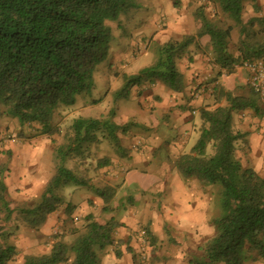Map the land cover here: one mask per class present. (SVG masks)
Wrapping results in <instances>:
<instances>
[{"label":"trees","instance_id":"obj_1","mask_svg":"<svg viewBox=\"0 0 264 264\" xmlns=\"http://www.w3.org/2000/svg\"><path fill=\"white\" fill-rule=\"evenodd\" d=\"M201 1L194 12L198 23L195 34L157 44L155 65L127 77L117 99L126 98L131 86L143 83L159 82L173 93H184L185 81L176 61L191 60L192 50L200 49L205 37V54L218 68L213 81L235 74L246 62L264 60V14L259 15V0ZM246 3H250L253 15L245 21ZM174 5L179 6L178 2ZM139 8V0H0V135L7 130L2 127L5 122L16 125L17 133L12 139H26V130L49 138L54 133L60 135L61 125L56 120L62 121L65 108L89 88L96 67L112 48L114 36L108 22H117L121 15L128 16ZM235 30L239 38L234 49ZM214 91L213 105L197 110V142L174 162L183 179L215 188L218 194V213L210 221L214 233L203 241L201 257L193 264H244L247 258L264 264V175L243 166L237 152L244 134L232 128L234 112L251 109L262 118L264 101L252 88L246 98L220 85ZM113 117L112 113L110 119ZM110 119H75L62 134L63 142L51 141L55 173L37 203L20 210L29 228L39 229L58 211L64 203L56 193L61 186L86 187L103 200V210H107L115 191L93 185L92 177L78 176L77 167L70 170L62 162L73 160V155L90 156L89 148L85 151L82 147L96 141L93 133L100 128L111 129L108 143L123 157L124 149L114 134L118 127ZM5 154L8 159L0 164V264H16L20 250L13 233L4 229L14 214L5 181L10 151ZM79 163V168L85 166ZM109 164V157L103 158L96 161L95 168ZM73 209L68 207V215ZM121 226L114 217L99 222L94 213L87 214L80 227L75 225L68 232L53 235L45 253L25 255L23 264H102L101 252L109 246L122 245L114 239ZM145 235L152 245L157 243V237L147 228ZM126 252L133 250L126 245ZM115 253L121 256L118 250Z\"/></svg>","mask_w":264,"mask_h":264},{"label":"rangeland","instance_id":"obj_2","mask_svg":"<svg viewBox=\"0 0 264 264\" xmlns=\"http://www.w3.org/2000/svg\"><path fill=\"white\" fill-rule=\"evenodd\" d=\"M177 2L179 6L175 7L174 4ZM139 3L140 8L133 10L128 16L121 17V15L117 22H108L112 27L114 36L112 48L107 58L96 67L89 88L82 94L76 95L75 103L65 108L66 110L61 114L62 121L60 119L56 120L61 125L60 135L54 133L49 138L44 134L26 130L24 133L26 139L19 137L12 139L15 138L17 133L16 125L9 122L2 124V127H7V130L0 135V164L8 159L5 152L10 151V163L8 170L5 172V181L7 184V198L10 207L14 209L13 219L5 225L4 229L13 233L14 243L17 244L20 250L16 264H23L25 255L45 253L49 244L53 242V235L62 233L65 230L68 232L75 225L78 227L82 225L83 217L80 218L77 214L76 217L71 219L73 213L70 212L68 215L65 212L67 210L66 206L69 204V194L73 188L75 189L73 185L61 186L56 191L59 196L64 198V203L56 213L47 218L39 229L29 228L28 222L23 217L24 215L20 214L21 209L31 208L37 203L45 186L55 173L56 165L53 159L51 141L55 139L57 143H60L61 140L63 142L64 137L62 134L65 133L66 128L75 119L108 120L113 113L114 117L110 120L118 127V130L114 132L117 137L123 130H128V134L143 138L147 142L155 143L156 140L157 142H168L163 145L168 148L164 147L163 150L155 154L154 161L151 160L150 156H144L149 162L148 169L143 164L138 166L140 168L144 166L145 171L150 173L148 174L149 177L142 178L143 186L150 187V183L154 180L160 179L163 181L172 176L168 173H172L175 167L174 162L179 156L185 154L170 153L178 137L184 134V128L178 124L173 110L168 111L167 114L159 109L154 98L156 96L152 97V85L149 83L138 86L133 85L128 89L126 98L117 99L116 94L124 88L127 77L136 75L143 69L155 65L157 44H162L170 38L179 39L184 35L195 34L198 23L194 19V12L202 4V1L139 0ZM259 5L262 10L259 15H263L264 0H259ZM252 15L253 9L250 3H246L243 12L244 20L246 21ZM238 38V32L235 30L232 35V47L234 49ZM176 66L179 69V61H176ZM238 69L240 71L236 72V74L238 73L237 77L243 76L245 84L238 85L233 93L246 98L251 89L248 84V73L242 66ZM141 89L145 90L144 95L141 92L138 93ZM150 89L152 90L151 93ZM185 98L189 100L188 96H185ZM262 101H264V98H262ZM242 112H234L232 116L233 130L244 134V138L238 142V158H240L243 166L250 167L257 173L264 175V138L262 137L264 119L256 116L251 109L246 110L247 114H242ZM250 115L253 117L250 118ZM242 124L252 130L254 134L252 140L251 135L243 131ZM93 135L97 138L96 141L85 143L82 147L85 151L89 148L90 156L86 157L85 154L75 158L73 155L71 156L73 160L67 158L62 162V165L70 170L77 167L78 176L85 178L90 176L92 177V184L100 186L99 178L95 173L97 170L95 168L96 161L107 158L109 157L108 154L115 152L114 148L108 143L111 141V129L100 128L95 130ZM190 135L188 143L184 144L186 151H189L197 142L199 132L197 130L192 131ZM8 136L14 137L9 138ZM135 142L137 143V141ZM142 149L143 147L140 150ZM83 157L86 158L82 159ZM79 161L85 165L82 168L80 167L81 169L79 168ZM141 176L135 177L131 182L133 186H137V181ZM158 187L160 186H153V188ZM204 187L206 186H203V189ZM119 191L113 199L112 209L104 213L98 212L95 217L99 222H105L112 217L118 222L121 219L124 220L126 225L118 228L124 234L121 237L116 230L114 235L115 240L121 238L122 241H125L128 237L130 227L127 222L129 219H131L132 224L135 222L133 226L135 227L134 233L129 232L135 252L130 255L126 253L128 256L115 257V259L109 260L107 264H193V261L201 257V244L214 233L210 221L218 213V194L215 188L207 187L204 191L202 190L204 205L201 209L198 206L195 212L192 206L195 207L196 203L192 200L188 203L191 209L182 210V208H179L178 210L176 208L179 206H176V208L170 207L169 209L174 212L170 218L164 215V211L172 204L170 196L165 195L164 191L158 193L153 190L142 194L141 197L147 199L140 208L131 206L123 199L126 198L127 194L133 193L132 189L128 193H125L121 188ZM177 199L182 200V197L178 195ZM178 201L174 200V205ZM71 202L79 204L78 199L74 200L72 198ZM77 205L74 208L78 207L79 210L81 206ZM122 205H125L127 210H124L121 207ZM204 213H206V216H202ZM204 219L207 221L206 226H203ZM146 228H151L150 232L157 237L156 244L152 245L148 241V237L145 234L142 235V229ZM122 247L125 251V246ZM106 249L107 254H115L116 246H109ZM139 253H144L146 259L138 257ZM244 264L257 263L247 258Z\"/></svg>","mask_w":264,"mask_h":264},{"label":"crops","instance_id":"obj_3","mask_svg":"<svg viewBox=\"0 0 264 264\" xmlns=\"http://www.w3.org/2000/svg\"><path fill=\"white\" fill-rule=\"evenodd\" d=\"M200 43H201L200 49H198L197 51L192 50V53L190 54L191 60H187L186 58L179 60L178 70L183 75L185 81V90L183 91L184 93H180V94L173 93L167 88H165V86H163L161 83H156L155 85H152L153 91L150 89V93L152 91V95H153L152 97L156 96L154 98L156 99L155 102L158 104L159 109L163 113H167V114L168 111L173 110L177 117L178 124L184 128V134L178 137L174 147L171 148L170 153L172 152L174 154L175 153L181 154V153H188L190 151V150L189 151L185 150L184 144L188 143V138L191 136L190 134L192 131H196V130L198 131L200 121L197 114V110L203 106L213 105L216 96L214 91L215 86L220 85L221 87H224L225 90H228L233 93V90H235L238 87V85L245 84V80L243 76L239 78L237 77L238 73L232 75H223L217 78L216 81H213L212 78L215 77L218 68L212 63V60H210L205 54L207 52L206 49L207 38L206 37L203 38L200 41ZM140 92L141 94L143 93V95L145 94L144 89L138 91V93ZM185 96H188L189 100H187ZM235 96L242 97L240 96V94H236ZM244 113L247 114L246 111L242 112V114ZM251 117L253 116L250 115V118ZM242 121L244 120L242 119ZM241 126L244 127L243 131L251 135L250 138L252 140V137L254 136L252 130L247 126H244V124H242ZM127 131L128 130H123L118 136L120 139V144L124 149L123 152L124 156L122 157L121 155H118L116 153L108 154L110 159V164L104 168H100L95 171L97 177L99 178L98 181L100 183V186L98 187L100 188L109 187L115 191V196L110 200L109 205H107L106 207L107 208L106 211L112 209L113 199L120 192L119 191L120 188L125 193L126 192L128 193V191L132 189L133 193L127 194V196H125L126 198L123 199L126 200L129 204H131V206H138L139 208L142 206L144 202H146L147 199V198H142L143 197V196L141 197L142 194H145L146 192L153 190H156V192L158 193H163L164 191L165 195L170 196L172 203L171 205L168 206L166 211H164L165 212L164 215H166V217L168 218L172 217L174 214V212L171 209H169L170 207L176 208V206H179L176 208L178 210L179 208L180 209L182 208V210L191 209L189 208L188 203L191 202L192 200H194L196 203L195 207L194 205L192 206L193 210L196 212L198 206L201 209L204 205L202 200L203 191L208 186L204 187L203 189V186L198 182H196L195 180L183 179L175 167L173 168L172 173H168L172 175L169 176L168 179H164L163 181H161L160 179L154 180L153 182L150 183L152 187L143 186L144 184L142 183L143 182L142 178H147L149 177L148 174H150L149 171L148 173L147 171H145V167H147L148 169L149 162H147L144 156H150L151 160L154 161L153 158L155 157V154L163 150L164 147L166 149L168 148L166 146H163L168 142H163V141L157 142L156 140L155 143L151 141H149L150 142L149 143L145 141L143 138L142 140L141 138L133 137V135L128 134ZM135 141H137V143ZM141 147H143L142 150H140ZM142 164L145 165V167L144 166H142V168L138 167ZM136 176H141V178L138 179L137 186H133L131 182L135 179ZM154 185H159L160 187L153 188ZM178 195L182 197V200L177 199ZM68 198H69L68 199L69 205L67 204L66 206L67 210L65 212L68 211V207L70 205L71 207H76L77 204H73L71 202L72 198L74 200L78 199L79 204L77 206L79 205L81 206L79 210L78 207L73 209L75 213L74 211L72 212V210L70 211L73 213L71 214L72 217H76L78 214L79 217L82 218L90 213H94L95 215L98 212L101 213L105 212L103 210V208H105L103 200L97 197L95 194H93L86 187L75 186V189L73 188L71 190ZM174 200L177 201L179 200L176 203V205H174ZM121 207H123L124 210H127V207L125 205H122ZM202 216H206V213H204ZM204 220L205 221H203V226H206L207 221L206 219ZM120 223L123 224V226L121 227H124V225H126L125 221L122 219L120 220ZM134 224H132L131 219H129L127 225H129L130 228L128 229L127 239L125 241H122L121 238L118 239L120 242H122V245L116 247V251L118 250L121 253L120 257L126 256L127 254L129 255L134 254L135 252L134 251L135 247H133L131 243L132 240L131 234L129 233L131 231L132 233H134L135 231L134 230L135 227H133ZM150 229L151 228H149L148 230L150 231ZM117 231L118 234L121 235L122 237V234H124V232H122V230L120 229H117ZM142 231H143L142 232L143 235L145 234L146 229H142ZM139 240H141V238H139ZM126 245H128L133 250L132 253L126 252ZM122 246H125V251ZM115 254L114 253L107 254V249H105V251H103V253L101 254V257L103 259L101 261L102 264H107L109 260L113 258L115 259V257H117ZM138 257H142V259H146L144 257V253H139Z\"/></svg>","mask_w":264,"mask_h":264},{"label":"built area","instance_id":"obj_4","mask_svg":"<svg viewBox=\"0 0 264 264\" xmlns=\"http://www.w3.org/2000/svg\"><path fill=\"white\" fill-rule=\"evenodd\" d=\"M242 67L248 73V84L250 87L261 98H264V60L246 62Z\"/></svg>","mask_w":264,"mask_h":264}]
</instances>
